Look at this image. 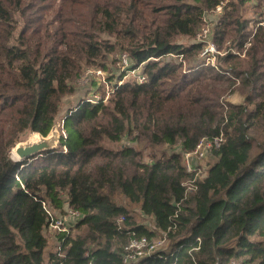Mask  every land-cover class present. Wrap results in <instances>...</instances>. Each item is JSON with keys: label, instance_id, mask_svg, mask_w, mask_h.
Masks as SVG:
<instances>
[{"label": "trees", "instance_id": "1", "mask_svg": "<svg viewBox=\"0 0 264 264\" xmlns=\"http://www.w3.org/2000/svg\"><path fill=\"white\" fill-rule=\"evenodd\" d=\"M219 6L215 68L195 40ZM263 22L264 0H0V264H125L143 237L166 246L141 264H264ZM121 52L144 83L108 77L113 93L71 108L56 149L12 158L52 133L86 68ZM237 91L244 103L227 101ZM125 137L143 147L105 145ZM219 137L207 170L188 172L184 155ZM165 146L179 150L158 157ZM43 203L81 214L56 249Z\"/></svg>", "mask_w": 264, "mask_h": 264}, {"label": "rangeland", "instance_id": "2", "mask_svg": "<svg viewBox=\"0 0 264 264\" xmlns=\"http://www.w3.org/2000/svg\"><path fill=\"white\" fill-rule=\"evenodd\" d=\"M220 14L222 13H215L209 17H207V23H205V26L203 29H208V35L207 37L204 39L206 48L208 47V45L210 43H213L212 37H213V27H215V24L218 21V18L220 16ZM202 29V30H203ZM115 41V40H114ZM197 38H196V40ZM183 42L185 43H189L187 39H183ZM215 45V44H214ZM247 46V44H246ZM205 48V49H206ZM223 52V51H222ZM224 53V52H223ZM121 55H127L126 53H116L114 55H111L107 61V68H109V70H102V69H97V68H93V67H88L85 69V71L82 74V77L80 78V80L77 83V91L76 94L71 96L70 98L68 97L61 109V113L58 117V121L57 124L53 130V132H58L59 136L61 137V135L63 134V118L65 117V115L69 112V110L73 107H75L81 100L83 99H90L93 100L94 102H97V99H100L102 94L108 93L110 91H112L113 89V85H110V82L107 80L108 77H113L114 78V83L117 82L119 83V77L122 73H126L123 72L124 71V67H122V65H120L118 63V57ZM128 56V55H127ZM177 60L175 57L172 56H168L166 58H164V61H175ZM195 62H200L199 60H196ZM194 62V63H195ZM214 62V60H210V61H206L205 65H212ZM216 65H218V61L216 60ZM101 71V72H98ZM128 73H132L131 77L129 76ZM142 73V67L138 68L137 71L134 70H128L126 75L124 76L123 80L121 81L122 83L125 81H131L136 79V75H139ZM227 101L232 102L234 104H241L244 103V97L243 95H241L240 92H236L235 94H229L227 96ZM35 134H30L26 137V139H24V141L22 142H28L29 139H31ZM135 142H132L129 140L128 137H125L121 142L119 143H111V142H106L105 145L108 148H113V149H118L121 146L124 145H128V146H133L135 145ZM139 147H143L142 145H138ZM175 150H179L178 147H169V146H165L162 147L160 149H156L155 153L158 157H161L163 154H170ZM13 152V151H12ZM152 151L146 150L145 151V156L146 159L148 161H151L150 159V155L152 154ZM12 154V153H11ZM16 156V155H15ZM17 158V157H16ZM15 160V159H14ZM212 162V158L209 156V154L207 155V157L202 160V161H196V163L198 164V166H201L202 172L204 170H207V168L209 167V165ZM201 172V173H202ZM135 212H137L139 214V219L140 220H146L145 218H143L140 210H138L137 208H134ZM56 215H60L58 212ZM56 232L52 229H48L46 231V235L49 238V244H50V248L52 249H56L55 246L57 244L56 241Z\"/></svg>", "mask_w": 264, "mask_h": 264}, {"label": "built area", "instance_id": "3", "mask_svg": "<svg viewBox=\"0 0 264 264\" xmlns=\"http://www.w3.org/2000/svg\"><path fill=\"white\" fill-rule=\"evenodd\" d=\"M222 7L219 6L216 10V13H221ZM207 15L204 16V21L207 23ZM260 25L264 26V22L260 23ZM209 30L203 29L200 33L197 35L198 42L204 43V50L200 54L199 60L200 61H210L214 60L215 63L212 65L217 68L218 65H216L217 55H223L220 53L213 43H210L208 47L206 48L204 39L207 37ZM206 48V49H205ZM118 63L124 67V71L126 72L128 70H132L130 67V60L127 55H121L118 57ZM134 71H137V69H133ZM101 72V71H98ZM124 74V76L126 75ZM131 77L132 73H128ZM124 78V77H123ZM136 79L139 83H144L146 81V76L139 74L136 75ZM122 84V82H119ZM113 93V90L106 93L105 99H107L110 94ZM102 98V97H101ZM100 98V99H101ZM100 99H97L99 101ZM90 102H94L93 100H88ZM95 103V102H94ZM222 137L215 138L212 140L202 138L199 143L197 144L195 150L190 153H186L184 155V166L188 172H196L197 175H201L202 169L201 166H198L196 161H202L204 160L207 155L211 152L213 147H219L220 143L222 142ZM187 189L190 191L193 189V184H187ZM44 208L47 210L49 218V229L54 230L57 234L58 233H68L70 232V229L75 223H77L81 219V214L78 211H75L73 209H68L65 213L60 214L59 216L56 215V213H53L45 203H43ZM124 221V218L119 219V224H121ZM199 241V239H198ZM166 246V238L159 239L157 241H150L148 238L143 237L141 239H133L129 245L125 248L126 253L124 255V261L125 264H141L146 259L155 257L159 254L160 249L164 248ZM232 264H241L237 262H233Z\"/></svg>", "mask_w": 264, "mask_h": 264}, {"label": "water", "instance_id": "4", "mask_svg": "<svg viewBox=\"0 0 264 264\" xmlns=\"http://www.w3.org/2000/svg\"><path fill=\"white\" fill-rule=\"evenodd\" d=\"M60 138L58 132L53 131L47 137L35 134L28 142L18 143L12 151L17 157L16 161L23 162L46 151L56 149Z\"/></svg>", "mask_w": 264, "mask_h": 264}, {"label": "bare ground", "instance_id": "5", "mask_svg": "<svg viewBox=\"0 0 264 264\" xmlns=\"http://www.w3.org/2000/svg\"><path fill=\"white\" fill-rule=\"evenodd\" d=\"M12 158L15 159V160L17 159L13 152H12Z\"/></svg>", "mask_w": 264, "mask_h": 264}]
</instances>
